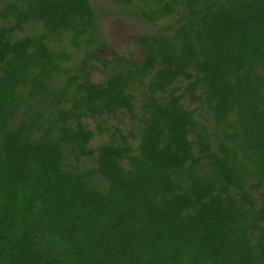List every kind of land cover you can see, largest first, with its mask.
<instances>
[{
  "label": "trees",
  "instance_id": "trees-1",
  "mask_svg": "<svg viewBox=\"0 0 264 264\" xmlns=\"http://www.w3.org/2000/svg\"><path fill=\"white\" fill-rule=\"evenodd\" d=\"M114 1L0 0V264H264V0Z\"/></svg>",
  "mask_w": 264,
  "mask_h": 264
},
{
  "label": "rangeland",
  "instance_id": "rangeland-1",
  "mask_svg": "<svg viewBox=\"0 0 264 264\" xmlns=\"http://www.w3.org/2000/svg\"><path fill=\"white\" fill-rule=\"evenodd\" d=\"M93 6L99 12V18L103 26V31L109 43L108 47L101 52L104 56L125 53L126 55L136 57L139 51V44L136 42V36L139 33L148 32L152 25H149L139 17H125L121 14V8L114 0H91ZM116 11L117 14L107 13ZM120 12V14H118ZM135 53V54H134ZM105 75L99 71L93 73L94 80H101Z\"/></svg>",
  "mask_w": 264,
  "mask_h": 264
}]
</instances>
